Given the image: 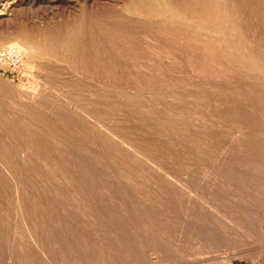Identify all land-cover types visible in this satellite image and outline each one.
<instances>
[{
    "label": "rangeland",
    "instance_id": "obj_1",
    "mask_svg": "<svg viewBox=\"0 0 264 264\" xmlns=\"http://www.w3.org/2000/svg\"><path fill=\"white\" fill-rule=\"evenodd\" d=\"M8 46L0 264L264 263V0H0Z\"/></svg>",
    "mask_w": 264,
    "mask_h": 264
},
{
    "label": "built area",
    "instance_id": "obj_2",
    "mask_svg": "<svg viewBox=\"0 0 264 264\" xmlns=\"http://www.w3.org/2000/svg\"><path fill=\"white\" fill-rule=\"evenodd\" d=\"M23 65V54L16 46L0 48V71H18Z\"/></svg>",
    "mask_w": 264,
    "mask_h": 264
},
{
    "label": "bare ground",
    "instance_id": "obj_3",
    "mask_svg": "<svg viewBox=\"0 0 264 264\" xmlns=\"http://www.w3.org/2000/svg\"><path fill=\"white\" fill-rule=\"evenodd\" d=\"M101 3H102V2H101ZM7 4H8V3H7ZM7 7H8V6H7ZM7 7H6V8H7ZM7 9H8V8H7ZM10 9H11V8H10ZM12 9H13V8H12ZM3 10H5V8H4ZM1 14H3V13H1Z\"/></svg>",
    "mask_w": 264,
    "mask_h": 264
},
{
    "label": "crops",
    "instance_id": "obj_4",
    "mask_svg": "<svg viewBox=\"0 0 264 264\" xmlns=\"http://www.w3.org/2000/svg\"><path fill=\"white\" fill-rule=\"evenodd\" d=\"M264 264V263H263Z\"/></svg>",
    "mask_w": 264,
    "mask_h": 264
}]
</instances>
